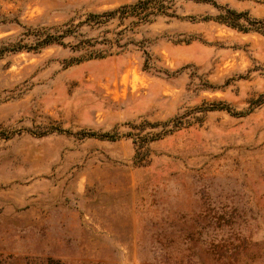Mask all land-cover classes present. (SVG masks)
<instances>
[{
    "label": "rangeland",
    "instance_id": "rangeland-1",
    "mask_svg": "<svg viewBox=\"0 0 264 264\" xmlns=\"http://www.w3.org/2000/svg\"><path fill=\"white\" fill-rule=\"evenodd\" d=\"M136 1L0 0L75 25L0 58V264H264V34L213 3L264 20V0L88 23Z\"/></svg>",
    "mask_w": 264,
    "mask_h": 264
},
{
    "label": "trees",
    "instance_id": "trees-1",
    "mask_svg": "<svg viewBox=\"0 0 264 264\" xmlns=\"http://www.w3.org/2000/svg\"><path fill=\"white\" fill-rule=\"evenodd\" d=\"M174 0H138L134 3L124 4L112 10L102 13L89 14L88 23L92 25H103L115 18L126 19L133 18L132 22H150L155 16L168 15L167 10ZM220 10L217 17L220 21L239 28L244 31H257L264 34V20L253 18L248 11H239L234 8L224 7L213 2ZM16 24L22 28V32L17 35H8L0 38V58L7 53L19 52L22 50L39 51L52 44L66 45L65 38L75 33V25L65 24L60 26H33L20 22L18 18H10L1 11L0 7V30L11 27ZM116 40L111 42L112 45L124 47ZM93 45V44H89ZM106 53H100L98 50H91L87 58L105 56ZM148 65V62H147ZM168 122V121H167ZM167 124V123H165ZM155 125V124H153ZM164 133H157L154 138H158ZM84 137L96 135L95 132H83ZM101 137H107L115 140L120 137L119 132L104 133Z\"/></svg>",
    "mask_w": 264,
    "mask_h": 264
}]
</instances>
